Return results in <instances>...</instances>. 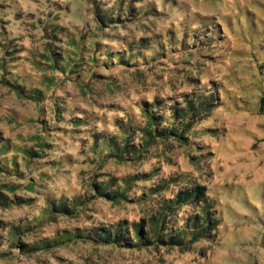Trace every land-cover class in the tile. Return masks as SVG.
<instances>
[{
	"label": "rangeland",
	"instance_id": "374dc122",
	"mask_svg": "<svg viewBox=\"0 0 264 264\" xmlns=\"http://www.w3.org/2000/svg\"><path fill=\"white\" fill-rule=\"evenodd\" d=\"M56 1H33L32 12L43 17L39 29L30 25L29 31L11 32L7 23L0 24V140L9 146L0 150V169L11 168L13 159L18 167L8 175L0 171L2 194L10 199L6 206L0 204V257L5 258L0 264H264V0H81L79 4L70 0L66 11L84 12L82 26L60 12ZM0 7L6 17L29 4L0 0ZM59 7L64 9L65 4ZM183 14L184 22L179 21ZM101 15L110 23L104 31ZM67 33L82 40L78 74H63L43 63L45 45L66 47ZM141 36L148 37V44L140 49L151 48L154 53L159 45L164 48L160 60L142 68H107L104 60L92 58H103L101 52L95 53L97 45L100 51L110 47L118 51L122 39L133 46ZM4 67L11 80H21L26 89H40L43 102L4 82ZM202 87L217 90L219 100L215 111L188 134L189 141H152L135 160H102L90 147L91 136H85L96 123L76 128L68 123L74 115L98 121L103 111H129L148 97L183 102ZM58 105L68 118H57ZM136 117V125H142L140 112ZM106 119L107 124L115 120ZM113 132L122 144L123 131ZM70 134L83 137L86 149L74 144ZM130 142L139 141L134 136ZM15 151L19 152L14 158ZM140 174L146 176L132 179ZM109 179L121 186L131 180L125 186L128 201L116 203L96 194L93 180ZM166 180L169 185L161 188ZM31 184L35 186L29 188ZM195 186L206 187L209 197L216 199L221 225L216 238L201 239L189 251L163 246L129 250L77 239L24 253L17 238L6 231L24 225L19 240L30 245L54 239L63 230L132 225L147 221L170 197ZM150 189H154L150 197L140 196ZM85 195H91L87 204H73ZM60 198L77 212H48L46 199ZM191 210L195 208L188 206L181 213Z\"/></svg>",
	"mask_w": 264,
	"mask_h": 264
},
{
	"label": "trees",
	"instance_id": "16d2710c",
	"mask_svg": "<svg viewBox=\"0 0 264 264\" xmlns=\"http://www.w3.org/2000/svg\"><path fill=\"white\" fill-rule=\"evenodd\" d=\"M37 2V0H28L29 8L31 5ZM70 0H57L54 5L57 9H60V12H63L66 16H69L71 19L79 22L78 25H84L85 16L84 12L80 15H73L70 13V10L67 12L66 9H69ZM79 4L81 0H74ZM65 4V8L62 9L59 6ZM59 7V8H58ZM20 8V7H19ZM25 9L21 12L11 11L10 14L4 16V8L0 7V24L4 27L7 23L6 29L9 27L11 32L17 31L20 33L21 29L24 31H29V26H36L39 29L42 26V14L36 15L32 12L31 8ZM81 8L84 9V4L81 3ZM182 12L181 10L179 11ZM6 18V19H2ZM179 21H185L186 16L183 14L180 16ZM99 22L101 23L100 28L103 31L110 26V23L105 22V16L98 17ZM36 21V22H33ZM5 22V23H4ZM188 22V21H187ZM107 23V24H106ZM172 26V23L170 24ZM206 27V25L204 26ZM212 31H215L213 29ZM76 34H80L81 39L84 38V34L77 31ZM198 35V34H197ZM196 35V36H197ZM31 36V35H29ZM211 34L207 37H210ZM65 41L67 43L66 47L62 48L55 43H47L45 48L48 49L44 54L46 61L43 63L46 64L49 68L58 69L61 73L66 74H78L80 72L77 70L82 59V53H84V48L82 45V40L77 41L76 35L72 33L65 34ZM214 37V36H213ZM211 37V38H213ZM58 38V37H57ZM196 38V37H195ZM221 38V35H219ZM218 38V39H219ZM217 39V40H218ZM193 40H195L193 38ZM122 44L120 50L114 51L111 50L115 47H110V50L100 51L98 45L95 53H100L103 58L92 57L94 61L104 60L103 66L107 68H114V66H132L133 68H142L152 64L154 61H158L162 58L165 53L164 48L159 45V50L153 53L151 48H139L140 46L148 44V37H140L139 41H136L134 45H128L126 39H122ZM116 42V41H115ZM198 44L202 42V39L199 38ZM128 45V50L126 46ZM192 45L197 44L192 41ZM78 46L77 49L73 47ZM80 51V54L78 51ZM133 50H137L133 53ZM152 55H149V54ZM149 55V56H147ZM42 63V64H43ZM81 65V64H80ZM3 69V68H2ZM4 82L10 84L16 91L31 100L37 102H43L44 93L35 88H28L23 85V82L18 79H10L11 72H6L4 67ZM15 74V73H14ZM18 76V75H17ZM98 78H101L98 76ZM77 79H80L77 77ZM85 83L86 81H80ZM12 83V84H11ZM208 89V90H207ZM193 96L189 99H172L169 101L167 99H159L157 97H148L138 101V104L133 106L132 110L126 111L122 110L118 114L116 113H107L103 111L102 117L98 121H93L91 118H86L84 116L77 117L71 116L68 119V123L72 124L74 128L78 126H88L86 123H96L94 125V131H90L89 128H83L81 130L90 131L89 134L85 136H91L92 143L90 145L92 150L96 152V155H100L102 160L108 159H117V160H135L142 156V153L148 147L152 141H163L170 138L176 140H186L189 141L188 134L197 129L198 124H201L205 116L212 114L218 104L217 90L212 88H200L193 91ZM264 97L261 101V110L264 109ZM140 112L143 119L142 125H136V115ZM56 116L58 119L68 118L67 113L61 105L56 106ZM114 118L113 123H108L109 120L106 118ZM128 119V123L124 122V119ZM64 120V119H63ZM107 120V121H106ZM66 123V122H65ZM128 124V127L126 126ZM119 128L123 131L122 144L119 143V137L113 131ZM76 130V129H75ZM102 130V131H101ZM139 131V132H138ZM138 132V133H137ZM75 139L74 144L78 145L80 149H86V146L82 144L83 137H76L75 134H70ZM83 135V134H82ZM135 136L137 138L138 145L131 143L130 141ZM76 141V142H75ZM9 148L8 145L4 144L0 140V150L6 151ZM19 151H15V154L11 155L15 158L16 154ZM29 154L32 155V152L29 151ZM14 164V165H12ZM12 166V167H11ZM10 167H4V170L0 169L5 175L10 174L9 172L18 171L16 160L10 162ZM146 176L145 174L132 176V179L142 178ZM125 180V185L115 183L114 179L98 181L93 180L92 186L97 195L105 197L109 200H112L116 203L128 201V189L125 188L127 184H130L131 180ZM169 180H166L162 183L161 188L167 187L169 185ZM29 188H33L35 185H29ZM4 188H0V204L6 206L10 199L2 194ZM12 190V188H10ZM154 189H150L149 193H144L140 196H151V192ZM91 195H85L81 197L82 199L76 198L73 202L74 205H82L84 202L87 204ZM21 200L20 198H17ZM46 210L48 212L59 210L69 213H76V208L67 204V201L60 198L59 200L46 199ZM221 202V201H220ZM216 199L209 197L207 189L204 186H195L186 189L185 191H179L175 194L174 197H170L162 205L161 210L157 211L155 215L151 216L150 219L141 220L139 223L134 222L132 225L119 223L117 225L108 227H95L92 229H74V231H65L63 230L60 234H55L54 239H46L39 243H30V245L25 244L19 240L20 234L23 232L22 227L24 225H13L8 232H11L12 238H17L18 243H20V248L22 252H34L40 249L50 248L59 243H67L72 240L85 239L90 240L96 244H115L119 247H125L129 250L136 248H157L161 250V246L164 248L170 249H179L180 251H189L193 245L201 239H213L219 235L220 230V212L216 208ZM220 204V203H219ZM188 206H192L195 210H191L192 213L187 214L181 213ZM175 211H178L179 215L174 216ZM179 218V221L177 219ZM147 222V224H145ZM0 226H2L0 222ZM5 227V225H4ZM147 227V229H146ZM132 228L133 233L131 234ZM219 241V238H217ZM213 241V240H212ZM17 244V243H16ZM4 257H0V261H4ZM204 262V260H201Z\"/></svg>",
	"mask_w": 264,
	"mask_h": 264
}]
</instances>
